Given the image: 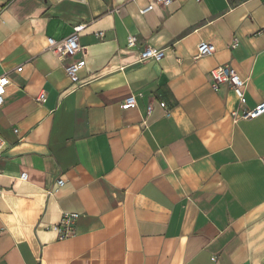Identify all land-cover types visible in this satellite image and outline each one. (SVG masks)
<instances>
[{
  "label": "crops",
  "instance_id": "obj_1",
  "mask_svg": "<svg viewBox=\"0 0 264 264\" xmlns=\"http://www.w3.org/2000/svg\"><path fill=\"white\" fill-rule=\"evenodd\" d=\"M150 1L0 0V264H264V114L233 117L264 102V0ZM78 24L73 84L47 39Z\"/></svg>",
  "mask_w": 264,
  "mask_h": 264
},
{
  "label": "built area",
  "instance_id": "obj_2",
  "mask_svg": "<svg viewBox=\"0 0 264 264\" xmlns=\"http://www.w3.org/2000/svg\"><path fill=\"white\" fill-rule=\"evenodd\" d=\"M172 0H151L146 8L140 11L141 14H145L149 11H152L154 6L157 4L167 6L171 3ZM83 24H78L73 27L72 32L61 40H54L52 38L47 39L48 49L55 55L70 60L65 66L64 71L66 76L73 82L77 84L79 82L77 73L79 69L85 64L83 59L74 61V56L80 51L81 47L79 45V34L84 29ZM102 33H99L98 36H102ZM127 45L129 48H134L137 45V38L135 36H128ZM236 46V43L233 44V47ZM215 52L214 45L207 42H200L197 45V52L194 59H199L202 57L211 56ZM164 57V50H157L152 47H145L139 53V62H144L147 60L160 61ZM22 68H17V72H20ZM211 79V86L216 91L222 84H228L231 91L237 97L241 104H245L244 97V81L238 76L234 69L229 66H218L213 68L209 72ZM10 84V80L6 75L0 76V106L3 104V98L6 92L7 86ZM45 99L44 94H40L37 97V101L43 102ZM136 105L135 96L130 95L122 102V108H133ZM150 111V108L148 109ZM264 114V102L257 104L253 108H247L241 113L234 112V119H243V120H252L260 117ZM16 132V131H14ZM5 146V140L0 136V154ZM21 180L26 179V174L22 173L20 175ZM64 184L62 180L57 182V186L61 187ZM79 218V214L76 213H63L59 222L55 225L48 226V229L53 231L56 234L58 240H64L74 236L75 223Z\"/></svg>",
  "mask_w": 264,
  "mask_h": 264
}]
</instances>
